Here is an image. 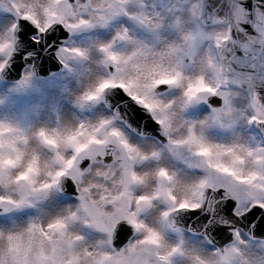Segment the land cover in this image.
Masks as SVG:
<instances>
[{
	"label": "snow or ice",
	"instance_id": "snow-or-ice-1",
	"mask_svg": "<svg viewBox=\"0 0 264 264\" xmlns=\"http://www.w3.org/2000/svg\"><path fill=\"white\" fill-rule=\"evenodd\" d=\"M21 58L99 109L0 120V264H264V0H0Z\"/></svg>",
	"mask_w": 264,
	"mask_h": 264
},
{
	"label": "bare ground",
	"instance_id": "bare-ground-1",
	"mask_svg": "<svg viewBox=\"0 0 264 264\" xmlns=\"http://www.w3.org/2000/svg\"><path fill=\"white\" fill-rule=\"evenodd\" d=\"M87 43L88 41L84 37L80 45L86 46ZM85 83L84 77L78 76V74H75L70 81H66V84L63 79L56 77L32 92L26 89L22 83L24 88L11 96L5 103H2L4 105L2 106L3 109L0 110V120L11 122L29 134L41 127L52 129L78 121H91L98 115V109L82 120V118L79 119L73 108L77 104L75 98L83 91ZM6 92L9 96L13 93V89L10 92L6 90L0 92V99ZM89 111L86 109L84 113ZM41 151L47 155L46 150L41 149Z\"/></svg>",
	"mask_w": 264,
	"mask_h": 264
},
{
	"label": "rangeland",
	"instance_id": "rangeland-1",
	"mask_svg": "<svg viewBox=\"0 0 264 264\" xmlns=\"http://www.w3.org/2000/svg\"><path fill=\"white\" fill-rule=\"evenodd\" d=\"M74 40L78 44H80L81 42H83L84 37L77 35V36L74 37ZM73 67L77 70L76 73H69L68 71H66L63 68L60 73H58V74H56V75H54V76H52L50 78H47V79H38V78H35L33 76V74L31 73L30 69L27 68L26 70H24L26 72H23V76H22L21 80L19 82H17V83L7 84V83H3L2 81H0V92H2L3 90H6V91L10 92L13 89V93L12 94H9V96H8L7 92H6V94H3L1 96L2 98L0 99V101H1L0 110L3 109L2 106L4 104H2V103H5L11 96H13L15 93L20 92V90H22L24 88V86L22 85V83L25 85V88L28 89L30 92L36 91V89H38L39 87L43 86L47 82L49 83L50 81H52L56 77L57 78H60V79H63L64 83L66 84V81H70L72 79V77L75 74H78V72L80 70V65L79 64H75L74 63L73 64ZM73 108H74V111L77 112V114L79 116V119L82 118V120H83V119H86V117H88V115H92L91 113H93L97 109H99V105L98 104H86L83 107H81L78 104H75V106ZM86 109H88L90 111L88 113H84V111L86 112Z\"/></svg>",
	"mask_w": 264,
	"mask_h": 264
},
{
	"label": "water",
	"instance_id": "water-1",
	"mask_svg": "<svg viewBox=\"0 0 264 264\" xmlns=\"http://www.w3.org/2000/svg\"><path fill=\"white\" fill-rule=\"evenodd\" d=\"M21 62L23 63V67L20 69V71L16 72L14 75H9L7 70H3L0 72V79L4 82H16L20 76L22 70L27 67L28 65L31 68V71L33 74L41 79L48 78L51 75L59 72L62 68V66L59 64L57 60H53L47 67L41 68L39 61H32L28 59L21 58ZM11 62L9 63L8 67H11Z\"/></svg>",
	"mask_w": 264,
	"mask_h": 264
},
{
	"label": "flooded vegetation",
	"instance_id": "flooded-vegetation-1",
	"mask_svg": "<svg viewBox=\"0 0 264 264\" xmlns=\"http://www.w3.org/2000/svg\"><path fill=\"white\" fill-rule=\"evenodd\" d=\"M75 36H73L72 38H74Z\"/></svg>",
	"mask_w": 264,
	"mask_h": 264
}]
</instances>
